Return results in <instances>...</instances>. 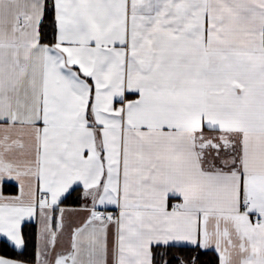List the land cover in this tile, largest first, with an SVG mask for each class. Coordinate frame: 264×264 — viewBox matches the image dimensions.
<instances>
[{"label":"snow or ice","instance_id":"snow-or-ice-1","mask_svg":"<svg viewBox=\"0 0 264 264\" xmlns=\"http://www.w3.org/2000/svg\"><path fill=\"white\" fill-rule=\"evenodd\" d=\"M0 264H264V0H0Z\"/></svg>","mask_w":264,"mask_h":264}]
</instances>
